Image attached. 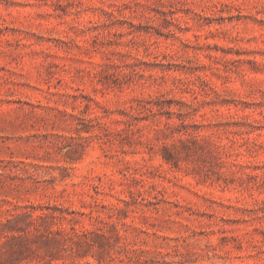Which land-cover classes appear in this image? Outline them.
<instances>
[{"label":"rangeland","instance_id":"rangeland-1","mask_svg":"<svg viewBox=\"0 0 264 264\" xmlns=\"http://www.w3.org/2000/svg\"><path fill=\"white\" fill-rule=\"evenodd\" d=\"M0 264H264V0H0Z\"/></svg>","mask_w":264,"mask_h":264}]
</instances>
